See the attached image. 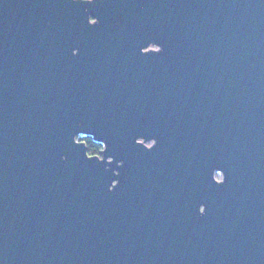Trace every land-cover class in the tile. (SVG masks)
<instances>
[{"label":"water","instance_id":"1","mask_svg":"<svg viewBox=\"0 0 264 264\" xmlns=\"http://www.w3.org/2000/svg\"><path fill=\"white\" fill-rule=\"evenodd\" d=\"M0 264H264V0H0Z\"/></svg>","mask_w":264,"mask_h":264},{"label":"trees","instance_id":"2","mask_svg":"<svg viewBox=\"0 0 264 264\" xmlns=\"http://www.w3.org/2000/svg\"><path fill=\"white\" fill-rule=\"evenodd\" d=\"M82 140H84L87 144L89 154H98L100 150L103 148V144L94 138L91 135H84Z\"/></svg>","mask_w":264,"mask_h":264},{"label":"rangeland","instance_id":"3","mask_svg":"<svg viewBox=\"0 0 264 264\" xmlns=\"http://www.w3.org/2000/svg\"><path fill=\"white\" fill-rule=\"evenodd\" d=\"M84 135H85V134H80V135L78 136V139L82 140V138H83Z\"/></svg>","mask_w":264,"mask_h":264},{"label":"clouds","instance_id":"4","mask_svg":"<svg viewBox=\"0 0 264 264\" xmlns=\"http://www.w3.org/2000/svg\"><path fill=\"white\" fill-rule=\"evenodd\" d=\"M90 155H92V154L90 153ZM218 179H219V177H218Z\"/></svg>","mask_w":264,"mask_h":264},{"label":"snow or ice","instance_id":"5","mask_svg":"<svg viewBox=\"0 0 264 264\" xmlns=\"http://www.w3.org/2000/svg\"><path fill=\"white\" fill-rule=\"evenodd\" d=\"M93 23H95V21H93Z\"/></svg>","mask_w":264,"mask_h":264}]
</instances>
